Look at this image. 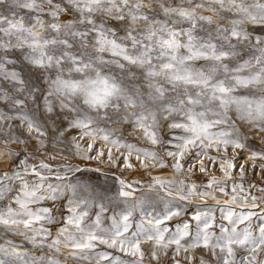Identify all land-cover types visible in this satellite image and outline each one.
Returning a JSON list of instances; mask_svg holds the SVG:
<instances>
[{"label": "snow or ice", "instance_id": "obj_1", "mask_svg": "<svg viewBox=\"0 0 264 264\" xmlns=\"http://www.w3.org/2000/svg\"><path fill=\"white\" fill-rule=\"evenodd\" d=\"M0 264H264V0H0Z\"/></svg>", "mask_w": 264, "mask_h": 264}]
</instances>
